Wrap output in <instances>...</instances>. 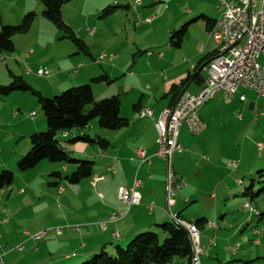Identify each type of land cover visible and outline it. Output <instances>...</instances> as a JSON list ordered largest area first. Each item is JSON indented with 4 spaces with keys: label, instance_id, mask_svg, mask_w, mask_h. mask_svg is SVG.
<instances>
[{
    "label": "crops",
    "instance_id": "crops-1",
    "mask_svg": "<svg viewBox=\"0 0 264 264\" xmlns=\"http://www.w3.org/2000/svg\"><path fill=\"white\" fill-rule=\"evenodd\" d=\"M28 1L4 5L7 6L0 12V30L18 25L28 13H40L39 0L35 3L38 9H34L35 5L30 7ZM252 1L260 4L262 0ZM67 7L62 9L63 20L73 27V16L80 17L84 28L76 29L80 33L77 38L86 45V52L76 51L70 45L60 48L52 60H45L47 46L54 47L63 35L37 17L34 22L48 29L50 35L36 39L31 36V29L26 35L14 37V50L0 51V85L10 84L13 76L21 77L43 97L50 98L89 84L97 102L114 96L120 98V115L129 125L117 132L106 129L99 132L92 126L96 138L109 142L108 148L99 146L94 153L97 164L89 179L67 189L54 182L57 185L53 186L63 188V192L59 188L57 196L52 192L49 201L54 204L48 211L25 214L42 201L43 196L33 193L39 177L27 179L21 174L17 186L9 192L0 191V264H82L102 249L115 252L139 234L159 231L160 225L171 222L166 208V162L155 156L158 135L153 120L140 118L139 111L150 108L158 118L164 108L174 107L184 93L198 94L207 78L204 67L218 52V45L208 34L223 16L219 0H141L140 5L137 0H81L78 10L72 8L74 15L68 13ZM107 8L114 10L104 15ZM150 18L153 20L148 22ZM185 25L187 32L177 47L171 36ZM90 28L95 30L94 35L88 31ZM162 51L166 54L164 58L159 57ZM103 55L114 59L100 61ZM259 61L264 65V56ZM41 70L49 74L40 75ZM102 76L108 80L93 82ZM240 93L245 94L243 102L240 95L230 103L219 95L200 110L206 124L200 135H191L183 126L178 140L183 151L174 156L175 172L184 187L173 211L189 223H199L206 250L202 264H215L212 256L220 263L221 243L229 239L228 231L236 228L235 223L227 225L230 213L225 202L231 189L226 182L243 167V156L239 157L240 166L235 162L229 166L219 162L230 155L232 144L238 148L264 122V99L253 92L241 90ZM35 98L23 92L0 95V171L13 169L29 151L31 135L47 128ZM66 134L69 137V132ZM66 134L62 137L66 138ZM138 150H144L151 158L149 164L134 159ZM70 153L78 159L84 155ZM71 169L75 172L76 166L55 167L50 175L60 170L68 173ZM135 179L142 182L138 191L143 204L134 208L126 220L111 223L110 216L124 208L118 200L119 189L132 187ZM93 182L99 183L93 186ZM237 184L242 185V181L238 180ZM150 203L154 204L152 211L148 209ZM36 219L42 222L38 220L34 224ZM102 223L107 224L106 232L101 230ZM76 226H80L79 231ZM52 227H61L62 235L50 233L40 241L30 238ZM252 242L260 245L257 239ZM233 246L230 249L233 256L242 253V245L236 253L232 252ZM20 247L23 249L19 250Z\"/></svg>",
    "mask_w": 264,
    "mask_h": 264
},
{
    "label": "built area",
    "instance_id": "built-area-1",
    "mask_svg": "<svg viewBox=\"0 0 264 264\" xmlns=\"http://www.w3.org/2000/svg\"><path fill=\"white\" fill-rule=\"evenodd\" d=\"M223 10V16L217 21L213 29L209 32L214 42L218 45V52L207 62L204 69L207 73L205 84L201 91L196 95L184 93L174 107H166L158 118H155L153 110L142 108V119L153 120L158 135V149L155 156L166 162V208L172 221L183 229L190 231V240L192 248L195 250V264H202L201 258L206 250L201 245V230L194 224L189 223L174 213L179 192L184 184L179 180L174 168V156L183 151L179 144L181 128L185 126L191 135H200L205 129L206 124L200 117V110L208 104V97L221 96L224 102L230 103L240 95V101H245V94L241 90L253 92L259 99H264V65L259 61L264 56V9H261V3L252 0H219ZM141 4V0H137ZM150 18L148 22H151ZM141 22V17L137 18ZM91 35L95 30H88ZM150 55V53H149ZM166 54L162 51L160 58ZM109 59L112 61L114 56L103 55L100 61ZM49 71L41 70L40 75H48ZM34 114H32L33 116ZM258 151H264V144L258 143ZM141 164L150 163L151 158L146 155L144 150H138L134 157ZM235 167V163H233ZM99 182H93L96 186ZM142 182L134 180L132 187L122 186L118 192V200L124 206L121 210L110 216L111 223H119L126 220L132 210L143 204L142 194L138 188ZM63 192V188H59ZM246 209H250V204H245ZM148 209L152 211L154 204L150 203ZM252 209L251 215H255ZM102 232L108 230L107 224L102 223ZM77 231L80 226H76ZM55 233L62 235L61 227L48 228L42 232L32 235L30 238L34 241L44 239L47 234ZM260 235L261 232H255ZM26 235H29L25 232ZM119 238L118 233L113 234ZM240 245L233 247L232 252L236 253ZM20 247L19 250H22ZM2 263V258H0Z\"/></svg>",
    "mask_w": 264,
    "mask_h": 264
},
{
    "label": "trees",
    "instance_id": "trees-1",
    "mask_svg": "<svg viewBox=\"0 0 264 264\" xmlns=\"http://www.w3.org/2000/svg\"><path fill=\"white\" fill-rule=\"evenodd\" d=\"M41 1L44 5L43 17L54 24L58 31L64 33L63 38L72 40L79 50L86 52L87 47L84 42L77 38L73 29L63 20L62 9L70 0ZM113 10L114 8H107L104 15L112 13ZM35 19L36 14L31 12L26 14L18 25L4 26L0 30V51L12 52L15 48L14 37L27 34ZM186 32L187 25L174 32L171 36L173 45L180 46ZM107 80L106 76H102L94 79L93 82ZM14 92L30 93L35 96L41 105L47 124L46 131L31 135V149L18 162V169L21 172L35 168L43 160L73 164L76 170L71 175L63 178L61 173H52L51 176L57 180L64 179L70 185H78L92 176L95 163L73 158L70 152L60 145L58 135L72 130L81 131L93 120L98 121L100 128L116 132L129 125V121L120 115V98L114 96L97 102L93 88L89 84L68 89L50 99L43 97L21 77L13 76L9 85H0V95L9 96ZM87 107H91L89 112H86ZM78 140L97 144L102 149H107L109 146V142L101 138L80 137L75 138L73 142ZM13 181V172L1 171L0 191L9 188ZM198 225L199 223L196 224L197 227ZM174 261L177 262L175 264H192V245L188 232L171 221L160 225L159 231L139 234L125 248L117 247L115 254L102 249L82 264H174Z\"/></svg>",
    "mask_w": 264,
    "mask_h": 264
},
{
    "label": "rangeland",
    "instance_id": "rangeland-1",
    "mask_svg": "<svg viewBox=\"0 0 264 264\" xmlns=\"http://www.w3.org/2000/svg\"><path fill=\"white\" fill-rule=\"evenodd\" d=\"M17 1L18 0H0V12L3 10V8H6L7 5H11L12 3H16ZM37 1L38 0H30L28 1V4L30 5V7H34ZM39 2L42 5V7H44L42 1L39 0ZM5 4L7 5L4 6ZM65 6H69L67 7V8H70L68 13H70L71 15H74L72 12V8L74 7L75 8L74 10H78L81 6V0H70ZM90 6H91V3L87 7L88 9L87 12L90 11L89 9ZM17 7H20V4H18ZM38 7L39 9L42 8L40 7V5ZM34 9H38L36 8V5ZM39 9L38 11L40 13L38 14L35 13L36 19L37 17H39V19L43 18L44 20H46L43 17V10H41L42 11L41 12ZM73 19H74L73 20L74 26L73 27L69 25L68 26L73 29L75 35H77L78 37L80 33H78L76 29L82 30L84 27L83 28L81 27V19L79 16L76 18L73 16ZM46 22H48V24H51L50 26H54V28L58 30L54 24H52L51 22L47 20ZM91 26L94 27V24H92ZM32 27L33 28H31L32 29L31 36H34V38L36 39L45 38L50 35V31L46 29L45 27H43L40 23H35ZM59 33L61 34V36L62 35L64 36L63 32L59 31ZM85 37H87V35ZM70 45L76 51H81L72 42V40L68 38H62V40L58 42L54 47L49 46V45L47 46L45 50L44 59L52 60L55 57L54 53L59 51L60 48H65ZM6 74H8V72ZM8 76L10 77L9 74ZM4 86H7V85H4ZM61 94L62 93L58 95H53L50 97V99L56 96H59ZM35 102L38 106L39 112H41V116H43L44 120H46L44 112L41 108V105L38 103V100L36 98H35ZM90 109L91 107H87L86 112H89ZM92 126H96L97 131L99 132H102L103 130L98 127L99 126L98 121L93 120L92 122H90L87 128L81 131H78V130L69 131V134H68L69 137L66 134L67 136L66 138H63L62 133H61L58 135L57 139L60 145L68 152L76 151V153L77 152L83 153L85 156L83 155L82 159L95 161L94 163L97 164L95 160L97 156L94 155V153L99 150L100 148L99 145L89 144L87 141H84V140H78L76 142H73L75 140V137L77 136V133L79 136L76 138L89 136L88 138L97 139L96 136H94L96 131L92 129ZM44 131L46 130L38 131L37 133H41ZM249 135L250 136L246 139V141L239 143L238 148H236V146H233L232 144L231 149L228 151L230 155H227V158H225V160H223L222 162H219V164H227L228 166L232 165L231 162H235L238 166H240L241 160L239 159V157L243 156V159H242L243 167L241 168V170L238 171L237 175H235L233 178L228 179L226 182V184L231 189L229 200L225 202L227 204V210L230 213L228 215L229 221L227 225L229 226V225H232V223H235L236 228L230 231H228V228H226V230L230 232L231 234L228 236L229 239L225 241V243H224V240L221 243V247L223 249V254L221 255L223 256H221L219 259L220 263L218 262L216 256H212L213 259L216 260L215 264H264V151L260 153L257 148L258 143L264 144V122L260 123L258 129L252 131ZM30 149H31V143H30L29 151ZM26 154H24V156ZM70 154L73 158L78 159L77 156H74V154L72 153ZM18 162H16L15 164L16 167L14 166L13 169H7V168L3 169V170H8L14 173V181L12 185L9 188H7L6 192H9L11 188H14L15 186H17L18 183L21 182L20 176L24 174L26 176L24 178H27V179L39 177L38 181L34 185L33 193L39 196H43L40 204H35L34 207L28 209V211L25 212V214H28V216L29 214H32L33 212H36V211L45 212L49 210L48 208H50L53 203V202L50 203L49 201V198L52 196L51 195L52 192H54L55 196L58 195L59 187L56 188L53 185H51L54 182L59 183V186L64 187L65 189L72 187V185L67 183L64 179L57 180L55 177L51 176L50 171H52V169H54L55 167H62V166L74 168L75 166L73 164L51 163L48 160H43L35 168L22 173L18 169ZM59 173H61L62 177L65 178V176L72 174V169L68 173L64 171L61 172V170ZM238 180L242 181V185L237 184ZM182 183L184 184V182ZM221 191L223 192V189H221ZM55 203L56 205H58L57 201ZM245 203L250 204L251 208L245 209L243 207ZM252 209H257V211L260 213V216L252 217L254 216V215H251ZM38 220L40 219H36L34 222L31 221V223L33 222L34 224H36ZM39 222H42V221L40 220ZM248 222H251V223H248ZM240 223H241V226L239 227ZM241 227L242 229H240ZM255 232H261V234L258 236H255L254 235ZM256 239L260 241L259 246H255L252 242L253 240H256ZM202 241L203 240L201 238V245L202 247H204V245L202 244L204 241L203 242ZM236 245H240V246L242 245L243 247L242 253L237 256H233L230 249H231V246L235 247ZM109 253L115 254L114 251L109 252ZM246 253L247 254L249 253V255L245 256ZM175 263L177 262L174 261V264Z\"/></svg>",
    "mask_w": 264,
    "mask_h": 264
},
{
    "label": "bare ground",
    "instance_id": "bare-ground-1",
    "mask_svg": "<svg viewBox=\"0 0 264 264\" xmlns=\"http://www.w3.org/2000/svg\"><path fill=\"white\" fill-rule=\"evenodd\" d=\"M261 9H264V0L261 1ZM215 24H217V22ZM215 98L216 97H208V103L211 102L212 100H214ZM141 114H142V109L139 111V115H141ZM254 212H256V214L253 217L260 215L259 212L257 211V209H254ZM184 230L188 232L189 237H190V231L187 229H184ZM192 264H195V250L193 248H192Z\"/></svg>",
    "mask_w": 264,
    "mask_h": 264
}]
</instances>
